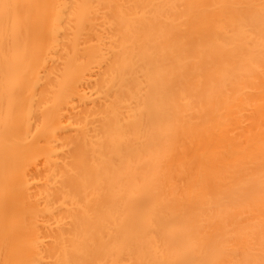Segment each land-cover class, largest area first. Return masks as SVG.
I'll return each mask as SVG.
<instances>
[{
    "label": "bare ground",
    "instance_id": "1",
    "mask_svg": "<svg viewBox=\"0 0 264 264\" xmlns=\"http://www.w3.org/2000/svg\"><path fill=\"white\" fill-rule=\"evenodd\" d=\"M0 264H264V0H0Z\"/></svg>",
    "mask_w": 264,
    "mask_h": 264
}]
</instances>
